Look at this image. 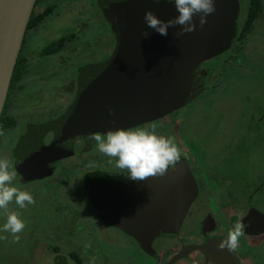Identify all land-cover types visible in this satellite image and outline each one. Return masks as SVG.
Segmentation results:
<instances>
[{
	"label": "flooded vegetation",
	"instance_id": "flooded-vegetation-1",
	"mask_svg": "<svg viewBox=\"0 0 264 264\" xmlns=\"http://www.w3.org/2000/svg\"><path fill=\"white\" fill-rule=\"evenodd\" d=\"M39 3L45 5L43 4L36 12ZM91 3V0H35L32 11L47 12L37 26L29 29L26 27L21 41L17 55L21 71L13 81L11 76L0 113V154L8 155L10 148L13 165L17 171L16 178L23 182L24 187L29 185L30 188L33 185L39 190L43 189L42 194L49 193L50 199L53 198L50 200V203H53L51 208L55 210L58 207V211L51 215L57 221L62 217L66 218L68 234L72 230V225L80 228L75 230L81 232L89 228L90 231L95 229V237L91 232L95 243L88 246L92 255H88L100 261L116 256L118 264H209L206 254L199 247H203L209 241L226 239L229 228L242 218L245 235L240 238L239 246L233 253L241 264H264V245L259 242L260 236L264 235V208L260 205L264 206V202L259 201V198L263 197L261 194L264 192V178L246 193L243 188L236 185L234 177L215 170L229 156L213 163L209 152L213 147L211 149L204 147L210 142V138L219 135L218 132L213 134V125H221L225 119L224 115L214 110L220 103L215 90L222 88L229 94L226 88L222 87V83L227 81L228 84L230 81L226 75L234 73L232 67L236 66L239 69L237 75L239 77L235 78L238 88L229 87L230 93L237 91L239 112L235 113V119L230 116L229 126L222 129L234 130L240 122L246 120L252 130L256 126L259 128L258 125L264 122V106L262 111H254L256 114L253 117L252 114L248 115L241 110L243 97L245 93L250 92V89L247 90V83L256 77L257 68H263L258 65L254 70L253 65L248 64L245 48L254 38L258 41L264 40V24H259V21L252 22L253 32L249 33L250 29L239 38L242 22V19H239V11L236 35L231 40L230 47L223 53L200 63L190 76L191 87L196 94L189 95L182 106L158 119L127 127L150 128L155 124L157 134L174 137L177 144L179 141L178 145L183 153L181 161L174 169L170 168L168 173H179L184 176L188 174L197 187L196 196L188 206L177 231H159L154 238L142 245L124 228L105 221L100 210L101 199L98 201L101 194L107 190L113 193L119 189L123 193L124 189L120 187L131 179L127 172L116 167L114 158H111L113 162L109 163L110 158L98 151L96 142L91 138L92 133L70 136L66 135L63 129L73 103L83 87L91 81L93 72L97 71L94 68L86 79L88 71L83 73L84 69L89 66L97 67L110 57L114 50L115 36L104 17L111 35L109 53L104 60H99V54L81 53L70 43L76 34L81 35L86 30L87 25L84 24L88 19L82 15L83 20H79L82 12L80 7L90 6ZM73 4H77V11L73 10ZM56 8L63 10V14L78 17L77 21L70 24L72 31L48 41L40 48H32L37 37L32 30L39 27ZM58 11L55 12L56 17L59 16ZM61 37L63 38L60 40ZM49 42L56 45L44 51V46ZM240 71L243 74H240ZM56 82L57 85H54ZM179 112L184 113L177 116ZM256 123L258 125H255ZM254 135L252 134L250 138ZM217 147L218 145L214 146V149H218ZM70 178H73L70 185L67 184L65 189L61 184L55 186V196L51 195L52 183ZM47 186L50 189H46ZM147 187V184L140 186L138 192L142 193L143 188ZM36 191L37 189L32 190ZM45 204L47 205L46 202ZM113 208L117 209L115 205ZM123 213L121 216L127 219V209H124ZM106 227L113 229L111 230L114 232L113 235L118 238L114 239V236L110 239L99 238L97 231ZM64 232L67 233L66 230L58 228L53 234ZM71 240L76 241L73 238ZM56 244L57 246H52V249L45 250L44 253L52 257L57 255L60 258L56 263L66 264L67 262L61 259L64 253H58L59 247L65 246V242ZM76 245L83 246L84 242ZM128 246L132 247L131 250ZM69 257L76 261L75 264H82L77 257Z\"/></svg>",
	"mask_w": 264,
	"mask_h": 264
},
{
	"label": "water",
	"instance_id": "water-1",
	"mask_svg": "<svg viewBox=\"0 0 264 264\" xmlns=\"http://www.w3.org/2000/svg\"><path fill=\"white\" fill-rule=\"evenodd\" d=\"M100 2L103 17L115 36L114 50L97 67L84 69L83 73L88 71L86 79L94 68L97 71L67 115L63 129L70 136L131 127L179 108L189 95L196 94L190 81L194 69L226 51L236 35L239 0H214L216 11L207 16L203 27L197 16L195 31L176 35L180 31L176 25L168 29L166 36L147 27L144 12L151 10L167 21L178 15L174 3ZM34 3L35 0H0V113ZM145 31L149 35L142 37ZM187 175L167 173L145 181L130 179L120 187L123 193L119 189L113 193L107 190L98 199L102 216L108 223L127 230L142 245L159 231L176 232L197 193L195 182ZM145 184L148 187L139 193V187ZM124 209L128 211L127 219L121 216ZM220 241L199 247L209 264H241L233 251L217 247Z\"/></svg>",
	"mask_w": 264,
	"mask_h": 264
},
{
	"label": "rangeland",
	"instance_id": "rangeland-1",
	"mask_svg": "<svg viewBox=\"0 0 264 264\" xmlns=\"http://www.w3.org/2000/svg\"><path fill=\"white\" fill-rule=\"evenodd\" d=\"M91 1L92 3L90 6L80 7L82 12L79 16V20H83L82 15L88 19V21H85L84 24L87 25L86 30L83 31L81 35L76 34V37L70 43H72V45L81 53H88L90 55L99 54V60H104L109 53L111 35L109 34V26L103 18L100 0ZM43 4L44 3H39V6L36 8V12L43 7ZM73 5V10L77 11V4ZM238 7L240 11L239 19H243L242 17L246 12L247 0H239ZM57 10H59L57 14L59 15L58 17L55 16V12H57ZM77 19L78 17H76V15L73 17L68 13L63 14V10H60L59 8L54 9L53 12H51V14L41 22L39 27L32 30L34 31V35L36 34L37 37L36 40L33 41L34 44H32L31 47L40 48V46L48 41H51L52 39L54 40L57 37L72 31V25L70 24L77 21ZM256 21H259V24H264V0H260V13L257 16V19L255 18L252 20V22ZM254 29L259 30L257 28ZM252 32L253 31L251 29L249 33ZM254 47H256L255 51ZM257 48L258 53H256ZM245 52L246 60L248 64L253 65L254 70L258 65L263 66V68L256 69V71H258L256 73L254 72L256 77L247 83L248 89H245H250V92L245 93L241 106L242 111L244 110L248 115L252 114L253 117L256 112L262 111V107L264 106V40L258 41L257 38H254L250 45H246ZM235 63L236 62H234V64ZM45 64L46 63H43V65ZM216 66L214 68H216ZM232 66L233 65H231V67ZM232 70L234 73L226 75L228 79H230L228 84L227 81L226 83H222V87H225L229 94L222 88H216L215 90V95L220 103L214 110L225 116L221 125H213V134L218 132L219 135L210 138V142L208 144L202 145H205L204 147H207V149H211V147H213V149L209 150L210 158L213 163H215V160H221L223 157L226 158V156H229L227 160L219 164L215 170L220 173L224 172L225 175L234 177L236 185H239V188H243V190L247 193L251 191L253 186L258 184L264 178V122L261 123L260 126L256 123L255 125H258L259 128L256 126V128L250 130L248 127L249 122L245 120L243 123L240 122L234 130H224L227 129L230 124V116L235 119V113L239 112V98L237 97V91L230 93L229 89V87L238 88L235 78L239 77L237 76L239 69L235 66L234 68L232 67ZM254 70L252 69V71ZM240 74H243V72L240 71ZM54 85H57V82L54 83ZM45 87L49 88L48 85H45ZM208 111H210V109ZM183 113L184 112H179L177 116ZM229 129H231V127ZM222 130L224 132H222ZM252 134L255 135L253 138H250ZM243 138H245V140H243ZM198 141L200 140L198 139ZM178 144H180L179 141ZM216 145H218V149H214V146ZM222 149L225 150L222 151ZM8 152V155L0 154V157H6L12 161V151H10V148ZM72 179L73 178L62 182L52 183L53 186L51 187V195H54L55 186L61 184L62 188L65 189L67 184L70 185ZM57 180H55V182ZM14 183L20 189L29 191L31 195H33L35 203L28 205L24 209H20L14 202L9 205V210H17L21 213V218L25 221L26 226L19 234L20 240L18 243L14 242L11 233L0 231V237H5V239H0V264H57L56 262L60 257H57V255L52 257L50 254L45 255L44 252L45 250L52 249V246H57L56 242L62 243V241L65 242V246L62 248L59 247L58 253H64V256L62 255L61 259L66 261V264L76 263V261L69 256L77 257L82 261V264H118L115 260L117 259L116 256L115 258H108V260L105 261H100L93 256H89L92 254L90 251L91 249L88 248V246L95 243V240L92 237V235L94 236L96 234L94 233L95 229H91L90 231L89 228L87 231L81 232V230H75L80 228H76L72 225V230L68 234L65 220L66 218L62 217L57 221L56 218L51 215L54 211H58V207H56L55 210L51 208L53 203H50V200H53V198L50 199L49 193L42 194L41 192L43 189L39 190L33 185H31L30 188L29 185H25L24 187L23 182H20L17 178ZM34 189H37V191L32 192ZM46 189H50V187L47 186ZM261 196L263 197H260L261 199L259 198V201L262 200L264 202V192ZM260 205L264 208L262 204ZM88 214L90 213L88 212ZM63 216H65V214H63ZM5 222L6 214L3 209H0V228H2ZM58 228L66 230L67 233L53 234V232H55ZM111 230L113 229L109 227L100 229L99 232L97 231L99 238L110 239V237L114 236V239H117L118 236L113 235L114 232ZM70 237L76 241L71 240ZM66 239L68 240L66 241ZM79 242H84V245H76ZM259 242L264 245V235L260 236ZM128 248L131 250L132 247L128 246ZM49 253L51 252L49 251ZM116 253H119V251H116ZM122 253L126 252L122 251ZM120 262L121 261L119 260V263Z\"/></svg>",
	"mask_w": 264,
	"mask_h": 264
},
{
	"label": "clouds",
	"instance_id": "clouds-1",
	"mask_svg": "<svg viewBox=\"0 0 264 264\" xmlns=\"http://www.w3.org/2000/svg\"><path fill=\"white\" fill-rule=\"evenodd\" d=\"M159 3L160 0H153ZM174 3L178 12L174 18L167 21L159 19L151 10L144 12V20L148 28L166 36L168 29L176 25L180 31L176 35L191 33L196 30L197 23L194 17L198 16V23L203 27L207 23V16L216 11L214 0H165ZM147 37V31L141 33ZM109 114L113 110L109 109ZM91 138L96 142L98 151L109 157V163L115 159V165L121 171H126L128 176L135 181H145L149 178L163 177L170 168H175L181 161L182 149L174 137L157 134L156 125L150 128H116L106 133H92ZM17 171L13 162L0 157V209L6 214V222L0 231L11 233L14 242H19V234L25 228V221L17 210H9L13 202L24 209L35 203L33 195L27 190H22L14 183ZM245 235V224L242 218L238 219L227 232V238L221 240L217 247L221 250L235 251L240 243V238ZM5 239V237H0Z\"/></svg>",
	"mask_w": 264,
	"mask_h": 264
},
{
	"label": "trees",
	"instance_id": "trees-1",
	"mask_svg": "<svg viewBox=\"0 0 264 264\" xmlns=\"http://www.w3.org/2000/svg\"><path fill=\"white\" fill-rule=\"evenodd\" d=\"M47 10H44L41 13H36L35 11H32L29 17V20L27 22V29L35 27L39 24L40 20L42 17L46 14ZM260 13V0H247V7H246V12L243 16L242 22H241V27L239 29V38L240 36H243L248 30L251 29L253 26L252 20L255 19ZM63 37L60 38V40ZM58 42V41H57ZM54 42H49V44H46L44 46V51H47L49 48H53ZM21 71L20 67V61L19 58L17 57V60L15 62V66L13 68V73H12V81L18 77L19 73ZM0 122H1V116H0ZM5 123L2 124L4 126Z\"/></svg>",
	"mask_w": 264,
	"mask_h": 264
}]
</instances>
